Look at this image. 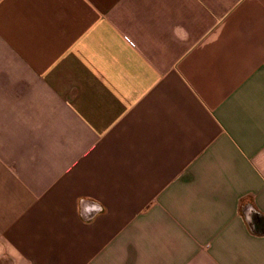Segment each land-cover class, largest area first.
Listing matches in <instances>:
<instances>
[{
	"label": "crops",
	"instance_id": "crops-1",
	"mask_svg": "<svg viewBox=\"0 0 264 264\" xmlns=\"http://www.w3.org/2000/svg\"><path fill=\"white\" fill-rule=\"evenodd\" d=\"M0 264H264V0H0Z\"/></svg>",
	"mask_w": 264,
	"mask_h": 264
}]
</instances>
